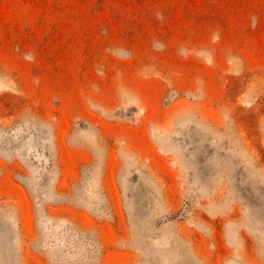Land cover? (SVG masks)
<instances>
[{
	"label": "rangeland",
	"instance_id": "obj_1",
	"mask_svg": "<svg viewBox=\"0 0 264 264\" xmlns=\"http://www.w3.org/2000/svg\"><path fill=\"white\" fill-rule=\"evenodd\" d=\"M0 264H264V0H0Z\"/></svg>",
	"mask_w": 264,
	"mask_h": 264
}]
</instances>
